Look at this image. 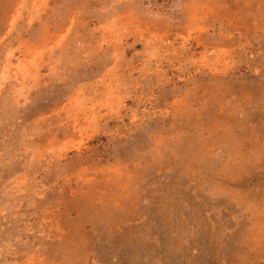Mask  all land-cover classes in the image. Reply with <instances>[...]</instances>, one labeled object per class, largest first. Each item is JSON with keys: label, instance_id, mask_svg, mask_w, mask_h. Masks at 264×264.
Segmentation results:
<instances>
[{"label": "rangeland", "instance_id": "374dc122", "mask_svg": "<svg viewBox=\"0 0 264 264\" xmlns=\"http://www.w3.org/2000/svg\"><path fill=\"white\" fill-rule=\"evenodd\" d=\"M0 264H264V0H0Z\"/></svg>", "mask_w": 264, "mask_h": 264}]
</instances>
